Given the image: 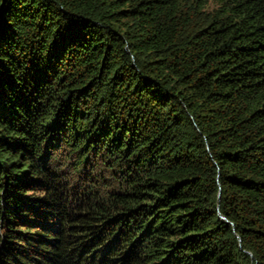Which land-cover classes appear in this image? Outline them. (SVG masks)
I'll return each instance as SVG.
<instances>
[{"label": "trees", "instance_id": "1", "mask_svg": "<svg viewBox=\"0 0 264 264\" xmlns=\"http://www.w3.org/2000/svg\"><path fill=\"white\" fill-rule=\"evenodd\" d=\"M0 264H264V0H0Z\"/></svg>", "mask_w": 264, "mask_h": 264}, {"label": "water", "instance_id": "2", "mask_svg": "<svg viewBox=\"0 0 264 264\" xmlns=\"http://www.w3.org/2000/svg\"><path fill=\"white\" fill-rule=\"evenodd\" d=\"M220 218H221V220H223L224 222H226V223H227V221L225 220V218H224V217L220 216ZM245 253L249 255V253H247V252H245Z\"/></svg>", "mask_w": 264, "mask_h": 264}, {"label": "rangeland", "instance_id": "3", "mask_svg": "<svg viewBox=\"0 0 264 264\" xmlns=\"http://www.w3.org/2000/svg\"><path fill=\"white\" fill-rule=\"evenodd\" d=\"M214 7V4H210V6H209V9H211V8H213Z\"/></svg>", "mask_w": 264, "mask_h": 264}]
</instances>
